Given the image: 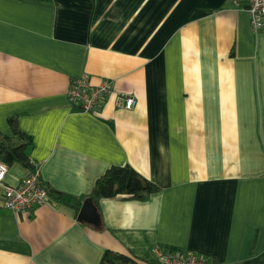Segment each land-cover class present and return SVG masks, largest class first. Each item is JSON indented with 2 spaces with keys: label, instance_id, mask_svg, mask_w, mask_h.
Here are the masks:
<instances>
[{
  "label": "crops",
  "instance_id": "1",
  "mask_svg": "<svg viewBox=\"0 0 264 264\" xmlns=\"http://www.w3.org/2000/svg\"><path fill=\"white\" fill-rule=\"evenodd\" d=\"M248 1L0 0V135L15 120L50 192L81 204L111 167L160 188L101 199L95 229L51 195L8 211L0 185V264H99L105 251L264 264V32ZM79 78L113 94L74 110ZM31 169L8 166L3 185Z\"/></svg>",
  "mask_w": 264,
  "mask_h": 264
},
{
  "label": "built area",
  "instance_id": "2",
  "mask_svg": "<svg viewBox=\"0 0 264 264\" xmlns=\"http://www.w3.org/2000/svg\"><path fill=\"white\" fill-rule=\"evenodd\" d=\"M250 16V26L253 34L264 32V0H249L246 7ZM113 94L109 82L94 86L87 79L79 78L71 82L67 96L71 107L80 112L94 111L106 97ZM124 108L132 110L136 99L132 96L119 98ZM33 164L30 163V166ZM32 170L16 186L3 185L8 172V165L0 160V185L3 188L2 207L13 213L28 212L36 205L44 204L50 196L49 188L43 183L38 167ZM159 264H219L211 257H201L195 254H172L157 258Z\"/></svg>",
  "mask_w": 264,
  "mask_h": 264
},
{
  "label": "trees",
  "instance_id": "3",
  "mask_svg": "<svg viewBox=\"0 0 264 264\" xmlns=\"http://www.w3.org/2000/svg\"><path fill=\"white\" fill-rule=\"evenodd\" d=\"M49 2L51 0H38ZM246 4L245 6H247ZM13 138H7L0 135V160L10 166L19 163L26 168L31 169L28 157L26 155V147L31 144V139L23 134L17 127L15 120H9ZM32 170V169H31ZM160 191V188L153 182L149 181L138 173L131 166L111 167L100 176L93 186L90 194L83 198L84 201H89L95 209L100 219L101 199L115 198L120 201H144L152 194ZM53 199L63 205L70 206L75 217L81 207V202L76 201L71 196H67L61 192H50ZM88 226L90 224L82 223ZM95 229L102 228L101 222L98 225L92 226ZM99 264H155L153 262H140L138 259L123 255L113 251H105Z\"/></svg>",
  "mask_w": 264,
  "mask_h": 264
},
{
  "label": "water",
  "instance_id": "4",
  "mask_svg": "<svg viewBox=\"0 0 264 264\" xmlns=\"http://www.w3.org/2000/svg\"><path fill=\"white\" fill-rule=\"evenodd\" d=\"M76 219L78 222L90 224L92 226H96L100 222L95 209L89 201H84L81 204Z\"/></svg>",
  "mask_w": 264,
  "mask_h": 264
}]
</instances>
